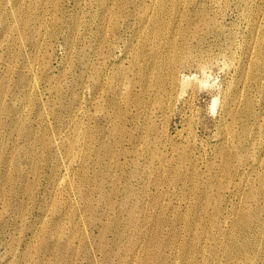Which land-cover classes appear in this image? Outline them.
I'll return each mask as SVG.
<instances>
[{"label":"rangeland","instance_id":"1","mask_svg":"<svg viewBox=\"0 0 264 264\" xmlns=\"http://www.w3.org/2000/svg\"><path fill=\"white\" fill-rule=\"evenodd\" d=\"M228 263L264 264V0H0V264Z\"/></svg>","mask_w":264,"mask_h":264},{"label":"bare ground","instance_id":"2","mask_svg":"<svg viewBox=\"0 0 264 264\" xmlns=\"http://www.w3.org/2000/svg\"><path fill=\"white\" fill-rule=\"evenodd\" d=\"M158 1V0H157ZM163 3V2H162ZM159 6V5H158ZM163 7V6H162ZM157 8V7H156ZM159 9H160V7H159ZM146 11V10H145ZM144 15V14H143ZM251 17V16H250ZM159 24V23H158ZM163 28H164V26H163ZM166 29V28H165ZM185 59V58H184ZM204 69V68H203ZM223 69V68H222ZM183 83V82H182ZM213 105H214V103H213ZM213 108H214V106H213ZM256 195V194H255ZM250 260V259H249ZM229 264V263H228Z\"/></svg>","mask_w":264,"mask_h":264}]
</instances>
